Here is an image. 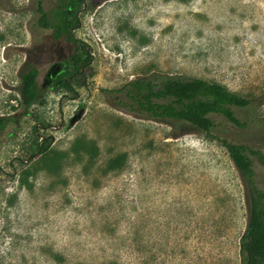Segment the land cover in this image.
Listing matches in <instances>:
<instances>
[{
	"label": "rangeland",
	"instance_id": "obj_1",
	"mask_svg": "<svg viewBox=\"0 0 264 264\" xmlns=\"http://www.w3.org/2000/svg\"><path fill=\"white\" fill-rule=\"evenodd\" d=\"M36 1L0 0V264H240L248 199L218 138L264 155V0H84L73 35L91 60L76 95L54 81L75 45L38 25ZM166 78L249 98L232 108L242 125L211 115L207 135L115 92ZM43 139L51 153L32 155Z\"/></svg>",
	"mask_w": 264,
	"mask_h": 264
},
{
	"label": "trees",
	"instance_id": "obj_2",
	"mask_svg": "<svg viewBox=\"0 0 264 264\" xmlns=\"http://www.w3.org/2000/svg\"><path fill=\"white\" fill-rule=\"evenodd\" d=\"M58 4L48 12L43 9L40 0L36 1L38 25L42 29L51 30L53 40L75 45V52L69 56L63 71L54 81L59 88L76 95L75 87L85 84V72L91 60L84 43L73 35L79 26L78 13L84 0H60ZM37 76L38 69L33 67L21 80L20 100L25 107L37 98ZM115 92L130 101L129 108L132 111L148 119L183 122L207 135L214 128L211 115L221 116L241 126L232 108H245L251 104L249 98L230 91L223 84L201 78H166L159 84L153 80L136 79ZM120 105L127 106L124 103ZM6 122V118L0 116V132ZM218 139L238 171L248 199V218L239 241L240 264H264V188L258 182L252 159L255 157L264 168V155L245 144ZM48 148L49 143L43 139L36 144L32 155L45 158L51 153ZM119 163V157L113 158L105 172L115 170Z\"/></svg>",
	"mask_w": 264,
	"mask_h": 264
}]
</instances>
